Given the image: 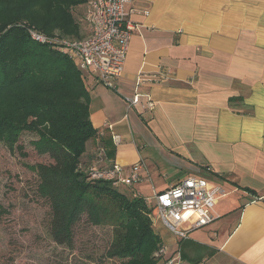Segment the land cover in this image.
Segmentation results:
<instances>
[{
  "label": "crops",
  "instance_id": "1",
  "mask_svg": "<svg viewBox=\"0 0 264 264\" xmlns=\"http://www.w3.org/2000/svg\"><path fill=\"white\" fill-rule=\"evenodd\" d=\"M128 10L135 30L115 88L82 70L97 130L88 157L104 138L114 155L99 164L127 177L142 163L127 189L149 200L189 176L220 185L212 223L185 239L157 223L168 232L159 235L166 255L264 264V0H133ZM136 93L140 103L130 106Z\"/></svg>",
  "mask_w": 264,
  "mask_h": 264
},
{
  "label": "trees",
  "instance_id": "2",
  "mask_svg": "<svg viewBox=\"0 0 264 264\" xmlns=\"http://www.w3.org/2000/svg\"><path fill=\"white\" fill-rule=\"evenodd\" d=\"M87 1L0 0V139L13 144L24 131L36 133L39 152L51 158L35 169L57 244L71 246L73 227L84 217L92 226H111L108 258L118 264H159L155 253L161 238L146 199L127 186L92 177L110 164H99L93 152L88 157L97 130L82 70L67 54L33 42L27 33L33 28L49 36L80 37L77 13ZM99 146L113 157L106 139L96 153ZM7 212L0 203V221Z\"/></svg>",
  "mask_w": 264,
  "mask_h": 264
},
{
  "label": "built area",
  "instance_id": "3",
  "mask_svg": "<svg viewBox=\"0 0 264 264\" xmlns=\"http://www.w3.org/2000/svg\"><path fill=\"white\" fill-rule=\"evenodd\" d=\"M132 1L88 0L83 16L87 32L80 34V37L61 36L58 33L49 36L33 28H28L27 33L33 42L67 54L79 69L94 75L97 82L115 88L116 79L123 74L129 43L135 30L128 10ZM141 96L136 93L128 98L129 105L139 104ZM146 106L149 110L154 108V102L149 97ZM96 154L99 163L105 160L103 146L98 147ZM141 166L142 163L133 164L129 176L123 177L122 168L110 163L109 169L94 172L92 177L130 187L134 180L139 179L137 171ZM225 194L220 185L212 184L205 178L189 176L166 190H153L151 199L146 201L152 210L154 224L160 223L177 238L185 239L191 230L219 218L215 206L218 198ZM166 254V246L161 244L155 253L160 259L159 264H183L179 250L170 256Z\"/></svg>",
  "mask_w": 264,
  "mask_h": 264
},
{
  "label": "rangeland",
  "instance_id": "4",
  "mask_svg": "<svg viewBox=\"0 0 264 264\" xmlns=\"http://www.w3.org/2000/svg\"><path fill=\"white\" fill-rule=\"evenodd\" d=\"M37 140L25 131L13 144L0 139V203L8 210L0 221V264H118L106 256L109 225L92 226L83 217L73 227L71 246L53 240L49 203L39 195L35 169L52 160L39 152ZM155 231L163 238L168 233L160 224Z\"/></svg>",
  "mask_w": 264,
  "mask_h": 264
}]
</instances>
